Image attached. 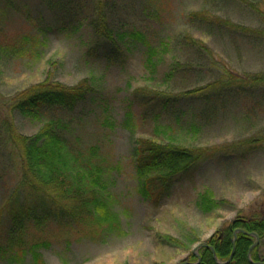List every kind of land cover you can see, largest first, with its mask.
<instances>
[{
  "label": "rangeland",
  "instance_id": "374dc122",
  "mask_svg": "<svg viewBox=\"0 0 264 264\" xmlns=\"http://www.w3.org/2000/svg\"><path fill=\"white\" fill-rule=\"evenodd\" d=\"M132 32L166 45L154 74L145 48L125 37ZM232 79L260 81L214 85ZM43 82H87L90 91L39 120L12 110L17 94ZM51 123L66 183L96 202L73 219H30L18 230L7 204H23L27 181L10 135L30 138ZM142 140L204 154L144 192ZM205 191L219 202L207 213L197 204ZM263 216L264 0H0V264H37L28 250L38 244V264L188 263L233 221ZM256 246L263 260L264 235Z\"/></svg>",
  "mask_w": 264,
  "mask_h": 264
},
{
  "label": "trees",
  "instance_id": "16d2710c",
  "mask_svg": "<svg viewBox=\"0 0 264 264\" xmlns=\"http://www.w3.org/2000/svg\"><path fill=\"white\" fill-rule=\"evenodd\" d=\"M125 37L130 41L140 43L145 48V67L149 73L154 74L158 63L156 60L160 56V49L158 48L163 47L164 50L166 45L162 42L163 44L158 48H154L147 38L139 32L128 33ZM185 40L188 41V39ZM189 40V47L191 45L201 48V45L191 39ZM204 49L206 48L204 47ZM259 81L260 79H254L249 86L245 82H238V79H232V85H224L223 83L214 85L220 86L221 91L231 88L244 90L250 89ZM206 88L213 87L207 86ZM89 91L87 82H82L75 87L43 82L17 94L12 103V110L32 120H39L44 109L73 110L85 100ZM127 115L130 116V114ZM10 139L19 149L23 179L25 176L27 181V186H25L27 189L23 194V204L19 205L20 201L16 197L10 199L7 204L9 215L16 223L18 230H21L22 226L30 219L46 222L51 217L59 218L63 215L73 219V216H81L83 212H89V207L95 205L96 199L94 197L92 198L93 204L90 205L89 198H83L79 189L72 190L71 185L66 183L68 181V178L65 177L67 162L65 161L63 143L54 131L52 123L45 126L33 137L27 138L11 134ZM202 152L199 149L182 148L172 144L160 145L147 140L138 141L135 148L136 166L137 173L144 179L142 180L144 192H147L148 188L157 181L159 183H164L167 180L171 182L173 177L188 173L201 160L204 154ZM96 173H99L98 168H94V171L88 173L92 182L96 178ZM197 204L204 213L219 206V202L215 201L213 194L209 191L198 196ZM100 206L102 207L103 204ZM238 229L242 230V233L236 235L233 256L229 261L233 249V233ZM252 233L256 234L259 239L263 237L264 216L233 221L225 230H222V236L221 234L213 236L207 242V245L214 250L216 259H214L209 247L201 248L198 251L200 256L198 264H217L227 261L229 262L226 264H264V259L260 260L258 257L257 246L251 250V262L248 260V251L255 241L249 235ZM168 242L173 243L172 245H179L178 241L172 238H169ZM38 247L39 244L30 246L28 250L37 264L39 263V256L34 250ZM188 259V264L198 261L192 254L188 255Z\"/></svg>",
  "mask_w": 264,
  "mask_h": 264
},
{
  "label": "water",
  "instance_id": "95a60500",
  "mask_svg": "<svg viewBox=\"0 0 264 264\" xmlns=\"http://www.w3.org/2000/svg\"><path fill=\"white\" fill-rule=\"evenodd\" d=\"M238 232H242V230H239ZM250 235H252V236L255 238V243L250 247V249H249V251H248V260L251 262V260H250V258H249V256H250V252H251V250L253 249V247H255V246L258 244L259 237H258L256 234H254V233H252V234H250ZM235 239H236V236H235V234H234V238H233V240H232V245H234ZM202 246H204V247H208L206 244H202V245H199L196 249H199V248H201ZM211 250H212V255H213L214 259H215V252H214L213 249H211ZM195 256L198 258V263H199V262H200V258H199V256H198L197 254H195ZM232 256H233V252L231 253V256H230V258H229V261L232 259ZM229 261H228V262H229ZM228 262H227V263H228ZM183 264H187V263H183ZM253 264H262V263H253Z\"/></svg>",
  "mask_w": 264,
  "mask_h": 264
}]
</instances>
